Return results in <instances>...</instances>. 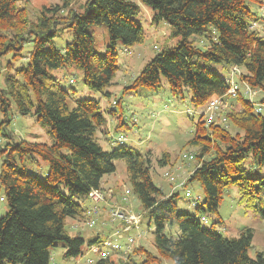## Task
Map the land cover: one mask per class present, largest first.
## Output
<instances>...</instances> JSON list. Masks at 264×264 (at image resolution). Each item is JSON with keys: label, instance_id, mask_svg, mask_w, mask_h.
Listing matches in <instances>:
<instances>
[{"label": "trees", "instance_id": "1", "mask_svg": "<svg viewBox=\"0 0 264 264\" xmlns=\"http://www.w3.org/2000/svg\"><path fill=\"white\" fill-rule=\"evenodd\" d=\"M21 1L0 0V75L5 71L0 88V188L7 203L0 217V264H50L58 244L64 259H75L85 245L99 241L97 235L85 240L79 231L71 234L65 225L68 219L86 220L84 199L101 189L105 175L115 172V160L125 163L130 192L152 221L156 254L139 246L98 258L95 264H152L162 259L172 264H264L263 252L253 258L248 255L252 229L226 236L197 217L205 211L217 212L231 185L236 186L239 204L264 217V175L253 176L243 166L248 157L253 168L264 166V117L253 101L258 90V102L264 104V36L252 27L261 15L249 7L264 0H84L77 8L72 7L73 0H61L43 6L33 18ZM139 4L153 10L152 23H167L170 36L179 40L162 47L124 90H158L164 79L172 96L183 98L188 92L189 101L199 110L227 91L228 74L223 78L208 66L222 64L227 72L239 68L238 81L255 92L245 93L240 83L224 124L206 127L199 116L188 141L197 150L185 187L197 181L204 200L191 199L192 213L179 210L176 191L164 194L154 184L150 159L123 142L118 148L103 149L96 137L106 123L100 101L76 100L70 107L68 97L73 94L51 73L78 68L89 90L109 97L105 89L118 70L116 43L128 49L143 42V28L133 18ZM95 26L105 27L108 33L104 55L95 50ZM64 30L71 39L57 48L55 39ZM28 41L32 49L24 62L21 50ZM9 54L12 60L3 64ZM17 61L22 63L17 66ZM109 112L116 116L115 110ZM15 114L34 116L50 144L15 135L11 127ZM36 157L48 163L44 180L25 165ZM166 161L167 155L159 163ZM173 224L178 226L177 236L164 232L166 225ZM138 252L143 254L141 262L134 257Z\"/></svg>", "mask_w": 264, "mask_h": 264}, {"label": "rangeland", "instance_id": "2", "mask_svg": "<svg viewBox=\"0 0 264 264\" xmlns=\"http://www.w3.org/2000/svg\"><path fill=\"white\" fill-rule=\"evenodd\" d=\"M83 1L73 0L72 7L77 8ZM21 3L27 7L29 17L33 18L43 6L60 4L61 0H22ZM139 6L140 11L133 18L143 28V42L135 44L128 49L124 48L120 42L116 43L118 70L114 75L111 85L105 89L110 93L109 97H105L102 92L89 90L84 84L82 71L78 68H59L52 70L51 73L59 79L65 90L73 94L68 97L70 107L75 105L76 100L93 98L100 101L102 114L106 119V123L96 132V137L103 149L112 150L118 148L123 142L122 144L130 150H136L145 158L150 159L151 177L154 184L160 187L164 194L175 190L179 195L177 200L179 210L192 213L195 211V208L191 204V199H196L198 203L204 200V192L201 185L197 181H193L187 187L184 186L182 188H176V185L177 182L181 181L185 183L195 166L193 156L197 148L188 144V141L193 136V131L200 115L198 109L189 101L188 92L184 93L183 98L172 96L169 86L164 79L158 90H151L146 87L124 90L125 87L131 85L134 77L140 72L144 64L162 47L174 46L179 40V37L170 36L171 28L167 23H152L153 10L150 7L144 4H139ZM249 7L252 12L261 15L259 21L254 23L252 27L261 36H264V1L260 6L252 2ZM92 35L95 41V50L100 55H104L106 46L109 44L106 28L95 26L92 29ZM70 39V32L64 30V32L56 37L55 45L57 48H61ZM201 43H198V45H202ZM31 49V41L23 45L21 55L24 62ZM11 57L12 54L4 57L2 59L3 64L11 61ZM14 63L18 66L22 61ZM208 66L221 77H227L228 72L222 64H208ZM236 71L240 73L239 68ZM4 74L5 71L0 75V88L4 87ZM237 76L239 75L237 74ZM70 78L74 82L70 83ZM244 92H252V95L255 93L254 91H247L246 88ZM260 97L261 92L256 90V94L253 97L254 106L260 108V113L264 117V104L258 102ZM109 110H115L116 116L111 115ZM118 123L120 124V128L116 129ZM204 126L206 125L204 124ZM11 127L14 130L13 133L21 139L39 141L46 144H50L51 142L49 136L46 134V130L36 122L35 117L32 115L21 116L15 114ZM230 130L234 131V128L232 127ZM119 136L124 137V140L120 143L117 140ZM165 155H167V161L160 164L159 160ZM114 164L116 167L115 172L105 175L101 186H110V188H106V192L109 194V199L114 200V205L126 207L135 214H139L141 219L138 227L130 229L127 233H124V236L134 238L132 248L143 246L146 250L156 254V249L153 246L152 221H150L148 216L142 214L140 203L133 193L126 194V200L123 199L125 197V190L130 189L126 181L125 163L122 160H115ZM25 165L29 172L36 173L41 180L45 179L48 168L46 161L36 157L32 161H25ZM243 166L248 172L252 170L251 174L253 176L264 175V166L253 168L251 157H248L243 162ZM169 178H173L174 180L171 181ZM186 191L190 193L191 198L185 197L184 193ZM101 192L104 194L103 191ZM121 196L122 202L119 201ZM0 197L3 198V200H0L1 217L7 210V203L3 197L2 188H0ZM85 204L87 205L88 201ZM197 217L204 226H213L217 231L226 236L235 237L245 228L252 229L253 235L248 255L253 258L257 252L264 253V217L238 203V193L235 185H231L226 189L217 212L205 211L199 213ZM76 223L72 220V227ZM72 227H70V219H68L65 228L71 234L75 231ZM164 232L177 236L178 226L176 224L166 225ZM82 235L87 236V233L83 232ZM120 241L121 243H125L124 238L120 239ZM83 250H85V246ZM63 252L64 249L60 244L54 247L52 249L50 264H76V260L74 259H64ZM84 257L85 259L92 257L94 259L92 264H95V261L98 259L97 255L86 250ZM84 257L80 258V264H85ZM134 257L137 262L143 260L142 252H138ZM113 259H117L116 255L113 256ZM152 264H172V262L162 259L160 263L155 262Z\"/></svg>", "mask_w": 264, "mask_h": 264}, {"label": "built area", "instance_id": "3", "mask_svg": "<svg viewBox=\"0 0 264 264\" xmlns=\"http://www.w3.org/2000/svg\"><path fill=\"white\" fill-rule=\"evenodd\" d=\"M236 69V67H231L229 69L227 77V91L223 95L213 98L204 108L198 110L200 114L199 116L202 117L206 126L210 124H224L226 122L225 113L231 107V100L236 97L239 85L242 84L244 88L247 89V91L250 90L246 83L238 81V72L236 71ZM72 81L73 80L70 79L69 82ZM255 112H259V108H256ZM117 140L118 142H122L124 140V137L119 136ZM170 180L173 181L174 179L171 178ZM184 186L185 183L181 181L179 183L177 182L176 188H182ZM129 193L130 189H126L125 197H123L124 200H126V194ZM184 194L185 197L191 198L190 193L188 191H186ZM88 198L90 200V205L86 209L87 218L85 220V223L87 226L93 227L97 223L96 215L99 211V205L105 202V196L100 190H92L88 194ZM0 200H3V198L0 197ZM107 222L111 225L120 224L121 227L119 229L114 230L108 237L100 239L99 241L91 245L85 246V250L87 252H91L92 254L97 255L98 258H106L112 254L117 255L118 253H125L131 250V248L133 247L134 238L130 236H124V233H127L132 228H137L141 222V219L139 214H135L126 207H123L121 205H113L108 210ZM123 238H125V243H121L120 241V239ZM85 250H83V253H81L77 258L74 259L76 260V264H80V258L84 257ZM93 262L94 259L92 257H87L84 260L85 264H92Z\"/></svg>", "mask_w": 264, "mask_h": 264}, {"label": "crops", "instance_id": "4", "mask_svg": "<svg viewBox=\"0 0 264 264\" xmlns=\"http://www.w3.org/2000/svg\"><path fill=\"white\" fill-rule=\"evenodd\" d=\"M107 187L110 188V186H106V187L105 186H101V189H100L105 194V202L101 203L99 205V211H98V213L96 215L97 216V223L95 224V226L89 227V226L86 225L85 222L81 221V222H77L76 223V220H73L76 224H74L73 227H72V224H71L72 220H70V227H72V229H74L75 231H79L81 233H83V232L87 233V236L86 235L83 236L81 234L84 237L85 240H87L88 238H92L95 235H97V237H99V239H103L105 237H108L114 230L119 229L121 227L120 224H112L111 225V224H109L107 222L108 210L114 205L113 204L114 200H110L109 199V194L106 192L107 191L106 190ZM166 194H169V193L167 192ZM119 199H120L119 201H121V202L123 201L122 200V196ZM86 201H88V204L87 205L85 204V207L87 209L89 207V205H90V200L85 198L84 199V203ZM83 229H86V230H83ZM83 259H85V257Z\"/></svg>", "mask_w": 264, "mask_h": 264}]
</instances>
